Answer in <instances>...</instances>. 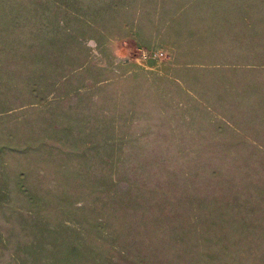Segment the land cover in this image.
I'll list each match as a JSON object with an SVG mask.
<instances>
[{
  "label": "rangeland",
  "instance_id": "obj_1",
  "mask_svg": "<svg viewBox=\"0 0 264 264\" xmlns=\"http://www.w3.org/2000/svg\"><path fill=\"white\" fill-rule=\"evenodd\" d=\"M0 264H264V0H0Z\"/></svg>",
  "mask_w": 264,
  "mask_h": 264
},
{
  "label": "clouds",
  "instance_id": "obj_2",
  "mask_svg": "<svg viewBox=\"0 0 264 264\" xmlns=\"http://www.w3.org/2000/svg\"><path fill=\"white\" fill-rule=\"evenodd\" d=\"M93 54L94 55L96 54L95 51L93 52ZM115 56L120 58V59H124L125 58L124 54L121 51H119V50L115 51Z\"/></svg>",
  "mask_w": 264,
  "mask_h": 264
},
{
  "label": "crops",
  "instance_id": "obj_3",
  "mask_svg": "<svg viewBox=\"0 0 264 264\" xmlns=\"http://www.w3.org/2000/svg\"><path fill=\"white\" fill-rule=\"evenodd\" d=\"M171 8L186 9V8H189V7L188 6H185V5H176V6H173Z\"/></svg>",
  "mask_w": 264,
  "mask_h": 264
}]
</instances>
